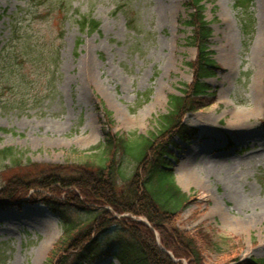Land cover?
Listing matches in <instances>:
<instances>
[{"label": "rangeland", "instance_id": "obj_1", "mask_svg": "<svg viewBox=\"0 0 264 264\" xmlns=\"http://www.w3.org/2000/svg\"><path fill=\"white\" fill-rule=\"evenodd\" d=\"M213 1L205 3V15L214 30L213 58L222 70L209 80L214 103L182 117L198 130V139L176 138L175 177L194 200L178 226L208 237L202 245L205 264H233L264 259V0ZM184 3L0 0V57L25 31L47 55L39 63L33 52L25 53L11 87L0 83V150L13 148L23 164L97 159L103 147L94 148L105 132L100 101L118 136L134 140L157 132L169 96L181 95L192 79L185 62L195 59L196 50L187 44L191 27L184 24ZM83 14L99 22L98 30H79L75 19ZM8 163H0V187L9 178L10 172L1 171ZM133 168L131 159H122L124 174ZM189 169L197 182L186 184ZM67 215L87 217L72 210ZM62 232L61 215L42 203L0 207V264H47ZM122 237L123 253L143 260L127 232L113 229L101 243ZM116 261L121 264L120 257L91 264Z\"/></svg>", "mask_w": 264, "mask_h": 264}, {"label": "trees", "instance_id": "obj_2", "mask_svg": "<svg viewBox=\"0 0 264 264\" xmlns=\"http://www.w3.org/2000/svg\"><path fill=\"white\" fill-rule=\"evenodd\" d=\"M206 2L214 1L185 0L189 13L184 24L191 27L187 44L196 50L195 59L185 62L192 79L183 84L181 95L169 96V111L159 116L157 132L134 140L118 136L111 131V112L100 101L105 132L104 142L94 148L103 147L97 159L87 157L80 165L37 164L30 159L23 164L13 148L0 150V163L9 161L1 171L10 172L0 187V207L42 203L61 215L63 232L47 256V264H91L119 257L121 264H205L202 245L208 243V237L178 226L179 215L194 200L178 185L174 162H180L175 154L180 148L176 138L186 143L198 139V130L184 124L182 117L214 103L216 92L208 79L222 70L213 58L214 30L206 19ZM75 21L81 32L99 28L90 15H79ZM31 52L40 58L39 63L45 62L44 48L33 44L27 31L13 49L3 52L0 83L5 90L11 87L13 72L23 69L19 58ZM51 53L55 56V51ZM125 157L134 168L124 174L121 161ZM71 210L87 217L67 215ZM113 229L131 235L143 260L134 252L123 253V237L121 242L117 237L101 243ZM233 264H264V259L235 260Z\"/></svg>", "mask_w": 264, "mask_h": 264}, {"label": "bare ground", "instance_id": "obj_3", "mask_svg": "<svg viewBox=\"0 0 264 264\" xmlns=\"http://www.w3.org/2000/svg\"><path fill=\"white\" fill-rule=\"evenodd\" d=\"M242 126H243V124H242L241 121H240V122H239V125H238V128L241 130ZM187 172H188V173L186 174V176H185V178H184L186 184H190V183H195V182H197L196 177H195L194 173L192 172V170L189 169ZM178 182H179V184H180L182 187H184L183 184H182V181H181V180L178 179ZM233 224L236 225V226H238V225H240L241 223H240V222H234Z\"/></svg>", "mask_w": 264, "mask_h": 264}]
</instances>
